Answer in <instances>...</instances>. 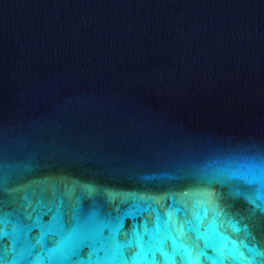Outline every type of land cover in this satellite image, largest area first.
I'll return each mask as SVG.
<instances>
[{
	"label": "water",
	"instance_id": "water-1",
	"mask_svg": "<svg viewBox=\"0 0 264 264\" xmlns=\"http://www.w3.org/2000/svg\"><path fill=\"white\" fill-rule=\"evenodd\" d=\"M0 264H264V0H0Z\"/></svg>",
	"mask_w": 264,
	"mask_h": 264
}]
</instances>
